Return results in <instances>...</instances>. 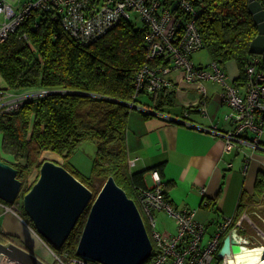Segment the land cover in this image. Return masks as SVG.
<instances>
[{"label": "trees", "instance_id": "16d2710c", "mask_svg": "<svg viewBox=\"0 0 264 264\" xmlns=\"http://www.w3.org/2000/svg\"><path fill=\"white\" fill-rule=\"evenodd\" d=\"M191 1L197 10L196 24L203 40L202 49L206 50L209 60L218 62L222 68L226 62L233 61L239 69L234 82L239 85L244 84L245 68L255 58L258 59L256 67L264 71V53L249 52L257 27L248 10V0ZM145 36L142 24L121 19L105 34L82 43L64 31L51 12H39L0 41V78L4 89L46 90L43 96L24 100L15 111L0 113L3 152L0 160L17 169L22 184L24 175L35 164L39 168L44 159L38 158L43 151L59 154L62 161L56 162L67 169L69 157L77 147L91 140L96 143V151L90 173L85 175L77 169L68 170L92 191L93 197L111 176L137 203L136 197L147 184L145 170L131 171L128 164L126 129L129 111L142 103L148 108H140L146 116L169 113L176 104L177 95L174 89H162L158 93H144L140 98L134 96L135 74L149 62ZM131 102L134 103L132 106ZM37 177L36 173L34 181L21 196ZM257 202L264 205V170L259 172L252 193H241L235 218L243 211L251 210L249 206ZM207 204L214 203L207 201ZM89 206L59 252L76 255ZM21 208L27 217L22 203ZM255 211H252L253 217H256ZM144 222L149 232L145 219ZM239 231L247 235L246 227ZM11 237L1 234L0 241Z\"/></svg>", "mask_w": 264, "mask_h": 264}, {"label": "built area", "instance_id": "2783aa9c", "mask_svg": "<svg viewBox=\"0 0 264 264\" xmlns=\"http://www.w3.org/2000/svg\"><path fill=\"white\" fill-rule=\"evenodd\" d=\"M39 12H51L62 29L82 43L105 34L121 19H138L146 30L149 62L135 74L134 96L140 98L144 93H158L162 89H174L177 94L193 88L204 98L205 83L220 84L221 97L229 107L225 118L232 123L230 129L221 133L224 150L229 151L238 143L259 147L264 131V71L256 67L258 59L255 58L245 68L244 84L239 85L227 81L224 68L216 61L195 64L192 56L202 49L203 40L196 24L197 10L191 0H0V41ZM44 94L45 89L0 90V113L15 111L24 100ZM133 104L131 102L130 106ZM134 163L135 159L128 160L129 167ZM150 175L152 185H147L136 197L152 243L151 255L142 264H227L226 256H218L222 239L233 229L245 230L244 221L249 222L257 240L255 243L251 239L246 244L264 247V229L258 227L246 211L237 218L233 215L217 221L214 231L206 238L207 225L197 219L195 209L175 207L165 194L158 170L152 169ZM159 211L174 220V232L161 231L157 227L156 212ZM0 213H11L22 221L56 264H101L54 249L33 225L23 220L16 200L6 203L0 199ZM262 222L264 224V219ZM9 242L11 240L7 239L2 243ZM0 264L21 263L0 252Z\"/></svg>", "mask_w": 264, "mask_h": 264}, {"label": "crops", "instance_id": "0c3cea01", "mask_svg": "<svg viewBox=\"0 0 264 264\" xmlns=\"http://www.w3.org/2000/svg\"><path fill=\"white\" fill-rule=\"evenodd\" d=\"M223 68L227 81L229 78V82L235 81L239 73L237 65L228 61ZM217 85L218 92L209 87L204 98L193 88L177 93L176 104L169 113L146 116L141 107L133 108L126 129L128 157L135 159L130 170H145L148 186L152 185L151 170H158L169 201L177 208L195 209L197 219L206 223L207 229L220 219L235 215L241 193H252L259 172L264 170L261 140L257 148L238 143L229 151L224 150L221 133L230 129L232 123L225 118L229 107L221 97V85ZM4 88L0 78V89ZM191 94L194 96L189 98ZM207 201L214 204L209 207ZM156 217L161 231L174 232L175 222L166 213L156 212ZM0 219V235L18 234L20 222L13 214L0 213ZM21 238L18 242L13 237L10 240L47 261L46 251L38 240L30 246Z\"/></svg>", "mask_w": 264, "mask_h": 264}, {"label": "water", "instance_id": "95a60500", "mask_svg": "<svg viewBox=\"0 0 264 264\" xmlns=\"http://www.w3.org/2000/svg\"><path fill=\"white\" fill-rule=\"evenodd\" d=\"M248 10L257 27L249 52L263 54V1L248 0ZM21 186L17 169L0 160V199L13 203ZM88 205L76 255L101 264H142L149 258L152 243L141 213L135 201L111 176L93 197L92 191L63 165L44 159L40 163L37 179L22 196L26 216L35 230L55 249L63 245ZM239 232L233 229L223 237L219 257L230 256L245 247L251 248L246 244L250 242L247 235ZM0 252L21 264H47L12 241L7 244L0 242Z\"/></svg>", "mask_w": 264, "mask_h": 264}, {"label": "rangeland", "instance_id": "374dc122", "mask_svg": "<svg viewBox=\"0 0 264 264\" xmlns=\"http://www.w3.org/2000/svg\"><path fill=\"white\" fill-rule=\"evenodd\" d=\"M135 24L136 25H139L141 24L140 21L138 19H135ZM194 60H195V63L198 64L201 63L203 65H205L206 63H208V54L206 52L205 49H201L199 51H197L194 56H193ZM233 66V65H232ZM229 81H231V79L229 78ZM205 86L206 88L208 89L209 87H212L213 90H216V92H218V89H219V85L215 84V85H211L210 83H205ZM221 90V89H220ZM194 94H191V97H193ZM137 107H144L142 104H138ZM0 137H1V133H0ZM261 142H264V131L262 133V136H261ZM95 151H96V143L95 141H91V140H88V141H84L82 142L78 147L77 149L75 150V152L71 155V157H69V163H70V167L67 168V169H77L81 174H85L87 175L88 173H90L91 171V168H92V159L93 157L95 156ZM3 152L1 150V147H0V155H2ZM41 160V159H54V160H57L58 162L61 163L62 161V157L57 154V153H54V152H51V151H43L41 154H40V157L38 158V160ZM23 161V160H22ZM36 173L38 174L39 173V168H38V165L35 164V166L31 169V171L27 174V175H24V183L22 184L21 186V189H20V192H19V195L17 196V198L15 199L17 204H18V208H19V211L21 212L22 214V218L24 221H26L28 224L32 225V223L27 219V217H25L22 213V208H21V203H22V196H21V192L28 187V185L30 183H32L34 181V178L36 177ZM249 210L248 212H251V219L258 225V227L264 229V224L262 222V219H264V205L261 204V205H258V202L256 204H254L253 206H249ZM253 209H255L256 211V214L255 216L256 217H253L252 214H254L252 211ZM144 217V216H143ZM146 221V219H145ZM19 226H20V229L19 230H22L23 231V234H27L28 231H30L26 225L22 222V221H19ZM0 223H1V219H0ZM243 225L246 227V231L245 233H247V237L248 239L253 242H257L256 238H254V234H255V231L250 227V224L248 221H244ZM214 227H215V224L213 225H209L208 226V229H207V232H206V235L205 237L207 238L208 235L210 233H212L214 231ZM19 234H12V237L13 239H15L17 242L20 240L22 241L21 239V232H19ZM240 234H243L244 232L243 231H240L239 232ZM26 243L30 246H33L35 245V243H31L29 242L27 239H25ZM247 245H250V244H247ZM252 245V244H251ZM46 255V254H45ZM46 260L47 262H49L50 264H56V262L52 259V257H50L48 254L46 255Z\"/></svg>", "mask_w": 264, "mask_h": 264}, {"label": "bare ground", "instance_id": "6f19581e", "mask_svg": "<svg viewBox=\"0 0 264 264\" xmlns=\"http://www.w3.org/2000/svg\"><path fill=\"white\" fill-rule=\"evenodd\" d=\"M20 229V228H19ZM17 230L18 234L21 232V236L24 239H27L31 243H35L38 240V237L28 231L27 234H23L22 230ZM264 247H249L243 248L239 252L232 253L230 256H226L227 264H264V257H262Z\"/></svg>", "mask_w": 264, "mask_h": 264}, {"label": "clouds", "instance_id": "9594fccd", "mask_svg": "<svg viewBox=\"0 0 264 264\" xmlns=\"http://www.w3.org/2000/svg\"><path fill=\"white\" fill-rule=\"evenodd\" d=\"M0 90H2V89H0ZM133 109V108H132ZM136 203V202H135ZM137 205V204H136ZM31 222V221H30ZM33 225V224H32ZM34 227V226H33ZM14 242V241H13ZM55 249V248H54ZM56 250H58V249H56Z\"/></svg>", "mask_w": 264, "mask_h": 264}, {"label": "flooded vegetation", "instance_id": "af4514ba", "mask_svg": "<svg viewBox=\"0 0 264 264\" xmlns=\"http://www.w3.org/2000/svg\"><path fill=\"white\" fill-rule=\"evenodd\" d=\"M28 219V218H27Z\"/></svg>", "mask_w": 264, "mask_h": 264}]
</instances>
